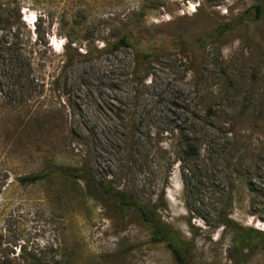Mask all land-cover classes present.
I'll use <instances>...</instances> for the list:
<instances>
[{"label":"rangeland","instance_id":"rangeland-1","mask_svg":"<svg viewBox=\"0 0 264 264\" xmlns=\"http://www.w3.org/2000/svg\"><path fill=\"white\" fill-rule=\"evenodd\" d=\"M10 42L0 264H173L134 208L90 196L100 179L155 208L195 264H264V0H0ZM49 164L89 179L19 181Z\"/></svg>","mask_w":264,"mask_h":264},{"label":"trees","instance_id":"trees-1","mask_svg":"<svg viewBox=\"0 0 264 264\" xmlns=\"http://www.w3.org/2000/svg\"><path fill=\"white\" fill-rule=\"evenodd\" d=\"M256 17L260 15V6L254 7ZM13 39L18 40L17 35L11 34ZM6 36V35H5ZM208 37L204 38L207 41ZM139 44L140 40L135 41ZM120 47H133L132 43L128 42L127 38L121 37L118 42L112 45V49L115 51ZM16 49L13 44L7 43L4 49L0 50L5 56L9 58L16 57ZM0 54V55H2ZM141 55L143 59L151 57L152 48L147 47L145 50H141ZM189 143V142H188ZM186 156H192L194 153V148L191 144H187L185 151ZM89 173V168L83 166L81 168H65L62 166L46 165L41 171L27 175L19 179L22 183H35L41 181L51 175H60L70 179H82L87 181ZM93 181V180H92ZM92 185V184H90ZM94 189L90 192V196L94 199H98L104 206H110L119 214H124L128 208H134L139 214L140 219L151 228V233L153 235V240L157 242L164 243V246L169 250L173 264H195L192 257V251L187 242H185L179 235L177 231L172 229L170 226L165 224L161 218L156 214V209L150 207L148 204L137 200L126 192L113 189L107 180L100 179L96 184H94ZM258 237L264 236V232H256ZM35 264H45L42 262H36Z\"/></svg>","mask_w":264,"mask_h":264}]
</instances>
